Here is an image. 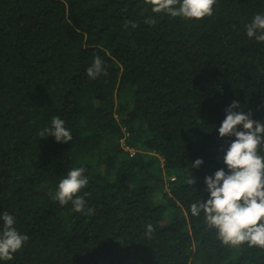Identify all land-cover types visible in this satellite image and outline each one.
Wrapping results in <instances>:
<instances>
[{"label": "trees", "instance_id": "obj_1", "mask_svg": "<svg viewBox=\"0 0 264 264\" xmlns=\"http://www.w3.org/2000/svg\"><path fill=\"white\" fill-rule=\"evenodd\" d=\"M260 13L264 0H216L203 19L145 0H0V214L28 236L0 264H264L190 211L227 171L225 109L264 122V42L245 28ZM95 56L107 74L89 79ZM54 116L69 143L40 137ZM77 167L84 212L52 199Z\"/></svg>", "mask_w": 264, "mask_h": 264}, {"label": "clouds", "instance_id": "obj_2", "mask_svg": "<svg viewBox=\"0 0 264 264\" xmlns=\"http://www.w3.org/2000/svg\"><path fill=\"white\" fill-rule=\"evenodd\" d=\"M152 5V12L165 13L172 17L182 16L187 19H203L213 14L216 0H145ZM146 23H155L149 18ZM127 23V22H126ZM136 27L135 24L132 25ZM246 35L264 42V13L256 14L250 23L245 25ZM89 79H96L107 74L104 62L99 56L86 69ZM236 109H240L237 111ZM226 117L218 132L221 138L235 137L223 154V163L227 166L218 169L214 175L205 177L209 197L207 200L191 204L193 216L203 212L205 222L217 231L218 238L225 245L239 246L247 243L249 247L264 249V156L259 154L264 145V122L255 120L250 112L241 109L240 103L233 100L225 109ZM238 126H242L240 129ZM41 138L53 136L57 142L69 143L71 132L65 127V121L54 116L51 126L39 133ZM126 149L132 151L129 146ZM203 160L196 159L191 167H198ZM84 167L72 168L65 178L58 183L52 199L61 206L72 205L75 212H84L86 201L78 193L87 186ZM195 184L194 177L188 180ZM88 195L87 193L84 194ZM92 208L86 214H91ZM3 226L0 228V260L9 261L28 240L15 227V217L7 212L0 214ZM152 231V226H147Z\"/></svg>", "mask_w": 264, "mask_h": 264}]
</instances>
